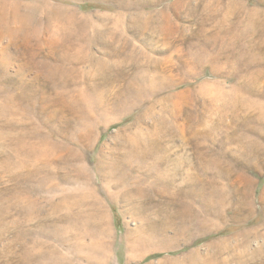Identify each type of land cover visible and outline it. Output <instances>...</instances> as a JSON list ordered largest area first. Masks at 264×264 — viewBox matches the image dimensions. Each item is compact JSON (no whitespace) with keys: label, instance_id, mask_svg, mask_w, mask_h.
Segmentation results:
<instances>
[{"label":"rangeland","instance_id":"374dc122","mask_svg":"<svg viewBox=\"0 0 264 264\" xmlns=\"http://www.w3.org/2000/svg\"><path fill=\"white\" fill-rule=\"evenodd\" d=\"M263 195L264 0H0V264H264ZM83 211L96 263L60 226Z\"/></svg>","mask_w":264,"mask_h":264},{"label":"bare ground","instance_id":"6f19581e","mask_svg":"<svg viewBox=\"0 0 264 264\" xmlns=\"http://www.w3.org/2000/svg\"><path fill=\"white\" fill-rule=\"evenodd\" d=\"M151 87H152L151 85L148 86V87L147 86L130 87L129 88L130 91L126 90V92H124V96L122 98V100L125 103L124 112H122V114L119 117H117L115 119H112V121H110V122L114 123V122L122 120L123 117L126 116L129 112H131L136 106H138V105H140V104H142V103H144L146 101H149V103L152 105L156 94L158 92H160V90H155L154 88H151ZM164 110H168V106H167V108H164ZM142 117H145V114L141 115V119H142ZM152 128H153V126H152ZM157 129H158L157 123L154 124V129L150 130V131L144 130V129L138 127V126H136L133 130H131V128L130 129H118L116 134H115V139L117 141L116 142L117 143V147H116V151L114 152L116 154V156H118V158L115 157L111 161V164H112L111 165V169L113 168V169L121 170L120 168H121V165H122L123 162L125 164L131 162L132 159L136 156L137 153H140L141 155H144L147 152L148 146L151 145V135L155 137L156 136L155 134H157ZM87 130L88 131H92L91 129H89V127H88ZM99 134H100V132H94V130H93V135H95L94 139H92L93 140V144L99 138ZM91 143H92V141H91ZM29 146H30V144H29ZM31 147H33V146H31ZM12 151H14V150H12ZM29 153L30 152H28L27 154H29ZM113 156H114V154H113ZM21 158H20V160H21ZM25 158H27V157H25ZM17 165H18V163H17ZM7 168H8V166H7ZM111 172H113L114 174L119 173L118 171H114V170H112ZM127 195L131 196L132 194L131 193L130 194L127 193ZM241 199H243V198H241ZM241 202H243V200ZM83 204H85V203L83 202ZM240 205H241V203H240ZM94 215H95L94 213H88L86 211L80 212L79 215L78 214H70V219L71 220H63V222L60 225L62 230L65 229L66 232L69 233V238H73L75 240L73 243H68L69 249L72 250L73 252H79V253H84V252H87V251L91 252L90 256H88L86 254L87 258H90V260H89L90 263H91L92 260H93L94 263H96L94 257L96 256L98 250L96 248V245L92 242L93 237L91 236L89 228L93 227V229L95 230V233H99V230L101 228H103L102 227L103 220H92ZM246 218H248V217H246ZM143 246H146V245H144V238H142V237L141 238H137V239H136V237L129 238V247H130V249H128V254L129 255L130 254H134L135 253L134 249H137V248L140 249ZM107 252H108L107 248H103L102 250L99 251V253L102 256H105L107 254ZM258 252L260 253V251H258ZM129 255H127L128 259H129V257L131 258L133 256V255H131V256H129ZM144 256H146V252H144V253L142 252L141 255L138 256L137 260L138 261L141 260Z\"/></svg>","mask_w":264,"mask_h":264}]
</instances>
